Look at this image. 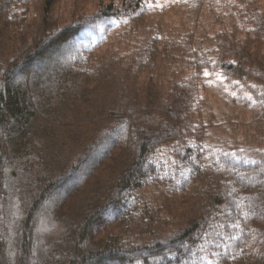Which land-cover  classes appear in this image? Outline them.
<instances>
[{
  "label": "trees",
  "instance_id": "obj_1",
  "mask_svg": "<svg viewBox=\"0 0 264 264\" xmlns=\"http://www.w3.org/2000/svg\"><path fill=\"white\" fill-rule=\"evenodd\" d=\"M58 3L0 0V264H264V10ZM210 74L257 112L218 142Z\"/></svg>",
  "mask_w": 264,
  "mask_h": 264
},
{
  "label": "rangeland",
  "instance_id": "obj_2",
  "mask_svg": "<svg viewBox=\"0 0 264 264\" xmlns=\"http://www.w3.org/2000/svg\"><path fill=\"white\" fill-rule=\"evenodd\" d=\"M153 1V8L150 13L160 21L180 20L182 17H185L187 20V18L192 15V10L189 11L182 7L181 4L183 3V0ZM253 1L256 5L255 9L259 11L264 10V0ZM58 2V4L64 8V3L66 2V0H58ZM205 20L206 17L203 18V21ZM207 31L211 32V30L209 29H207ZM127 34L135 33L129 32ZM117 35L118 34H116V36ZM127 38L128 37L126 35H120L118 39L120 42V46L124 45V41ZM63 50L66 51L62 52L61 50L60 52L62 53H52L50 55V59L44 60V64L46 66L45 68L52 67L54 63H57L59 60L63 61L65 55H67V52L69 54V49L66 48ZM205 78V80L203 79L201 81V94L203 97L202 99H205L206 102L202 110V118L204 119V122L210 118L213 119L214 123H217L216 125H220V127H222L224 121L231 119V121L227 123L226 128H221L222 130L217 129L219 127L216 126H214V129L210 128L211 131L209 139H213L218 142L219 138L224 139V137H226L228 135L227 133L229 132H242L241 128L238 129L236 127L235 129H232V127H230V124H247L257 114L248 95L241 92L237 88H234L231 83L225 82L223 78H221L218 74H210ZM216 129L217 131H215ZM246 132L247 131H245V133Z\"/></svg>",
  "mask_w": 264,
  "mask_h": 264
}]
</instances>
